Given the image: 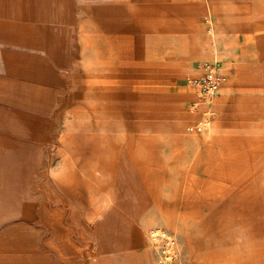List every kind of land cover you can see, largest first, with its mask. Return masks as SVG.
Listing matches in <instances>:
<instances>
[{
    "label": "rangeland",
    "instance_id": "obj_1",
    "mask_svg": "<svg viewBox=\"0 0 264 264\" xmlns=\"http://www.w3.org/2000/svg\"><path fill=\"white\" fill-rule=\"evenodd\" d=\"M112 3L120 46L97 53L113 36L102 7ZM42 4L26 33L33 15L10 9L0 64V137L20 142L17 198L0 200V264H264V0ZM209 8L225 38L189 58L198 41L211 45ZM82 34L95 45L90 63ZM206 62L223 81L200 101L188 80ZM115 73L121 91L103 94L97 84ZM94 123L115 151L91 152Z\"/></svg>",
    "mask_w": 264,
    "mask_h": 264
},
{
    "label": "crops",
    "instance_id": "obj_2",
    "mask_svg": "<svg viewBox=\"0 0 264 264\" xmlns=\"http://www.w3.org/2000/svg\"><path fill=\"white\" fill-rule=\"evenodd\" d=\"M44 6L42 4V0H0V64L3 62H6V65L9 66V60H10V51L9 50H5V47H9L10 45V35H9V31H10V16H11V12L10 9H14L17 10V14L18 16H26L29 17V15H33V20L29 21L30 25L31 23H34L33 26L34 28L31 30L29 29L27 26V24H23V26L21 28H18L19 31L21 32H29V31H35V27L36 26H40L41 25V16L43 15V7ZM108 6V7H107ZM102 5L103 9H108L111 10L113 12V16H115L116 14L114 13V11H117L119 9V5L112 3V4H108V5ZM101 7V9H102ZM263 9H261V11H264V7H262ZM47 11V9H45ZM44 10V11H45ZM21 11V12H18ZM26 12V14H25ZM209 19L208 21L210 22V26H209V32H211V42H210V46L206 45V49H204V45L205 42L203 41H198L199 44H202L201 46H199L200 48H195L190 54H189V58H193V56L195 55H206L209 52H211L213 50V52L218 51V47H217V40H219V38H225L224 33L222 32V21L217 20L218 18L216 17V9L213 8H209ZM215 18V26H214V20L213 18ZM40 18V19H39ZM108 23V27L109 30L111 31V33L113 34V36H108L107 39L104 40V43L100 44V45H96V47L98 49H96V52H102L104 51L105 53H108L109 55L112 54L113 49L115 47H119L120 44L118 43L119 41V37H118V32L121 30V25H123L121 23V21L115 16L113 19H108L107 20ZM127 24V23H124ZM39 30V28H37ZM101 40H103V38L101 37ZM21 44V45H20ZM30 41L26 40L24 42H20L19 45L20 46H32L29 45ZM18 45V46H19ZM51 46V45H50ZM94 48L95 45L91 42H89L86 37L85 34H82L81 38H80V48L82 50V54L84 55L85 59L88 60V54L90 53V48ZM101 47H103L102 49H100ZM51 48H55V55L58 54V49L59 48H63V45H59L57 43V45H53L51 46ZM214 48V49H213ZM205 50L204 52L202 50ZM61 50V49H60ZM201 50V51H200ZM73 51V47L71 48V51L68 49V51L66 50V52L71 53ZM220 51V50H219ZM62 52V51H60ZM68 53V54H69ZM50 56L54 55V52H50L49 53ZM17 57H19V55H17ZM86 63H90L89 60ZM88 66V64H86ZM115 70L112 69L111 73H114ZM116 73L115 75H110L109 77H105V79H101L99 81L98 88L99 90L103 91V94H109L106 91H110V89H118L119 91H121L123 84L120 82L121 77L117 76L116 77ZM15 91L13 89V87L10 89V93H9V98H8V102L9 104H17L18 102L20 103V100L17 98V96H15ZM117 92L120 94V92ZM106 92V93H105ZM26 104V103H25ZM55 107L54 109L56 110V103L54 104ZM218 105L220 107V109L222 110L224 108V105L221 104L220 101H218ZM0 127H2V124H0ZM89 127L92 128L93 131H97L96 135H97V140H96V145L90 147L91 148V152L92 153H97V154H103L109 151H115V149L117 148V140L108 143L105 141V137L102 134H98V130L96 129H101V125H98V123H94L93 126L90 125ZM96 128V129H95ZM115 127L113 126H106L105 129L107 130H113ZM33 135L32 133L30 134V136L26 137H33L31 136ZM20 146V142L18 140H14L11 139L10 137H8L7 139H2L0 137V200L2 201L3 198V192H5L6 197L9 200L12 199H16L17 198V191H18V185L20 184V180L19 178H15L14 173L11 172L12 170H14V168H16V163L15 161H18V147ZM114 159V158H113ZM114 165H116L115 161L113 162ZM112 164V167L114 169V165ZM111 165V161L108 160L107 162V166L110 168ZM69 167H70V163L67 160V163L65 164V175L67 176V180H70L72 178V173L71 171H69ZM112 172V171H111ZM113 173V172H112ZM111 173V174H112ZM91 183H95V182H91ZM17 185V186H16ZM91 185V184H89ZM13 186V188H11ZM89 188V187H88ZM77 199L81 198L80 195H78L76 197ZM80 201V200H79ZM59 211V210H58ZM60 213V214H59ZM66 216L67 213L62 211V207L60 208V211L58 212V217L56 216L54 218L53 216V220H51V224H52V231L53 233H57L58 231V224L59 225H63V223L66 222ZM72 218H76V215H74ZM56 220V221H55ZM72 221V219H70ZM55 221V222H54Z\"/></svg>",
    "mask_w": 264,
    "mask_h": 264
},
{
    "label": "built area",
    "instance_id": "obj_3",
    "mask_svg": "<svg viewBox=\"0 0 264 264\" xmlns=\"http://www.w3.org/2000/svg\"><path fill=\"white\" fill-rule=\"evenodd\" d=\"M200 76L189 79V83L197 90L200 101H211L220 87L223 77L218 71L216 62L199 65Z\"/></svg>",
    "mask_w": 264,
    "mask_h": 264
},
{
    "label": "bare ground",
    "instance_id": "obj_4",
    "mask_svg": "<svg viewBox=\"0 0 264 264\" xmlns=\"http://www.w3.org/2000/svg\"><path fill=\"white\" fill-rule=\"evenodd\" d=\"M207 124V123H206ZM156 235V234H155Z\"/></svg>",
    "mask_w": 264,
    "mask_h": 264
}]
</instances>
